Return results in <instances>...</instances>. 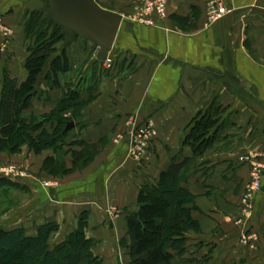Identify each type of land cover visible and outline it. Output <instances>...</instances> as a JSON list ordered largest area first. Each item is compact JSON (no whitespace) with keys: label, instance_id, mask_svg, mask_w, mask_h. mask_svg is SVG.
<instances>
[{"label":"crops","instance_id":"crops-1","mask_svg":"<svg viewBox=\"0 0 264 264\" xmlns=\"http://www.w3.org/2000/svg\"><path fill=\"white\" fill-rule=\"evenodd\" d=\"M97 1L105 10L112 4L114 10L110 11L124 18L109 54V58L114 56L118 70L114 77L101 82L96 105L91 103L84 109L85 115L69 138L97 143L116 131L123 138L109 142L87 168L73 175V182L66 181L58 189L50 191L31 180L21 183L25 196L26 192L36 196L34 219L28 223V214H21L10 217L9 224L0 228L18 226L35 235L38 226L56 222L63 232L70 218L73 224L86 211L85 234L96 242L92 252L107 261L117 252L119 240L126 238L121 233L125 231V217L136 208L143 183L141 173L152 181L176 156L193 158L189 147L181 148L183 132L197 114L213 108L219 115L210 134H218L212 147L193 159L194 167L204 163L208 170L195 167L186 184L202 209L209 211V220L204 218L202 225L218 228L215 236L194 237L201 244L198 259L203 258L196 264L233 263L243 258L250 259V264H264V170L261 189L252 201L253 214L244 219L239 210L249 180V164L244 163V157L257 150L256 162L264 166V0H222L230 12L214 22L208 20L203 0H167V17L155 18L153 26L125 20L133 14L136 0ZM22 3L0 0V20L11 27L10 18H27ZM4 36L0 34V42ZM38 83L37 89L45 91L42 80ZM64 92L49 91L50 100L62 99ZM39 105L45 107L43 100L35 99L25 114L45 113ZM148 121L154 124L156 136L149 142L141 167V162L127 157L126 132L131 125ZM53 200L57 202L52 205ZM108 207L120 211L115 221L107 220ZM106 222L121 232H117V240L114 233L106 236ZM245 235L256 240L249 250L238 243H243ZM219 245L227 247L216 255L209 252V246Z\"/></svg>","mask_w":264,"mask_h":264},{"label":"trees","instance_id":"trees-1","mask_svg":"<svg viewBox=\"0 0 264 264\" xmlns=\"http://www.w3.org/2000/svg\"><path fill=\"white\" fill-rule=\"evenodd\" d=\"M26 20L31 30L39 24L51 30L49 35L37 37L25 61L26 76L23 81L12 78L7 70L2 72L0 152L14 154L23 146L36 154L53 150L57 154L44 159L42 170L55 177L66 172L64 157L71 153L73 171H81L107 146L108 139L102 138L97 143L67 141L72 129L65 132L66 126L69 123L78 126L81 112L90 103V98L80 100L77 91L67 92L50 112L39 116L25 114L41 93L48 102L49 91L59 89L60 77L71 70L68 47H56L63 42V38L59 37L60 29L53 31L51 25L41 21L40 13L27 15ZM45 69L43 84L46 90L43 91L37 87ZM66 112L71 113L68 119L63 117ZM218 115L217 110L206 109L197 114L183 132L181 148L189 147L193 158L176 156L156 181L143 182L139 187L136 210L125 217L126 238L119 243L127 252L128 264L192 263L185 257L188 252L187 235L193 230V222L188 220L183 205L194 195L186 184L192 175L189 172L194 165L193 159L212 147L218 131L212 135L210 131ZM46 123H52V132L43 128ZM3 186L16 190L24 188L21 183L7 177L0 179V188ZM87 219L88 213L81 212L77 228L57 243H53V236L59 230L56 222L38 226L35 235H29L22 227L11 230L0 228V264H102V259L92 252L95 241L86 237Z\"/></svg>","mask_w":264,"mask_h":264},{"label":"rangeland","instance_id":"rangeland-1","mask_svg":"<svg viewBox=\"0 0 264 264\" xmlns=\"http://www.w3.org/2000/svg\"><path fill=\"white\" fill-rule=\"evenodd\" d=\"M95 1H96V3L98 2L97 0H95ZM136 2H137V0L135 1V4H136ZM135 4L133 6V9L135 7ZM110 8H113V10H114V7L112 6V4H111V7H109L108 11H110ZM111 12H113V11H111ZM129 17H131V16H129ZM129 17H126L125 20H130ZM21 18L22 17L10 18L11 27L8 25H5L6 21L0 20V34L2 36L6 35V36H4L2 41L0 42V45L3 44V47H0V77L2 75L3 70H7L9 72L10 76L12 78H15L18 82L23 81L24 76L26 75L25 61L28 58L33 45L37 41V37H40V36L46 35V34L49 35L50 30H51L50 28H47L45 25H40V24H39V26H37L31 30L30 23L26 20V17H25V19H23V18L21 19ZM18 20H20V23H19L20 26L18 25ZM15 24H17V25H15ZM19 27L21 30L20 32L18 31ZM15 39H18L19 41H17L16 44L14 43L11 45V43H13L15 41ZM61 43L62 42H60L56 46L58 49L61 47V45H62ZM58 53H59V50L57 51V53L55 55L57 56ZM67 54L70 58L71 70L65 76L60 77V86H59L60 88L59 89H63V91L65 90V92H64L65 94H67V92H69V91H71V92L77 91V92H79L80 100H82V95H85L86 96L85 100H88L90 98L89 104L93 103V105H96L94 103L97 100V94H98V90H99V87L101 85V82L105 78L114 77L116 70H118L117 62L113 58L114 56L111 55V57L109 58V61L97 62L96 61V55L90 52V45L88 44L85 46L81 40H78L77 42H75L74 44L69 46L68 50H67ZM47 65H48V63H47ZM130 67H131V65H130ZM46 69L43 72V75H41L39 78L40 80H42V84L44 83L43 81L45 79ZM129 70L133 71L131 68ZM116 78H118V77H116ZM91 89H92V91H90ZM44 96H45L44 93H41L40 95L37 96L36 99L37 100H43L45 107L42 106V108H41L40 107L41 105H39V107H40V111H42V109H44L43 111H45V113L50 112V110L61 100V99L60 100L59 99L54 100V101L49 100L48 102H45ZM48 98L49 97H47V99ZM84 109H83V111H84ZM83 111L81 112V118L85 115V114H83ZM42 114H44V113H42ZM37 116H39V115H37ZM70 116H71L70 112H66L63 115V117L66 119L70 118ZM51 124L46 123L43 126V128L48 132H52L51 131ZM74 126H75V124H74ZM122 138H123V135L121 134L120 131H116L114 134L111 133L107 137L108 142H110L109 144H111V143L113 144L116 141L118 142L119 139H122ZM70 139L71 138L67 139V141H69ZM72 139L78 140L76 137H74V138L72 137ZM101 152L99 154H101ZM56 154L53 152V150H46L40 154H36L27 146L21 147L20 150L14 154H8L6 152H0V179H1V177H3V178L7 177V178L12 179L13 181H15L17 183H24L25 181L31 180V181H33L32 183H36L37 185H40L44 189H49L50 191H51V189H58L66 181L67 182H69V181L73 182L74 181L73 175L77 172H81L82 170L81 171H77V170L73 171V169H72L73 166L71 163V161H72L71 153H68L64 157L66 172L59 175L58 177L51 176V175L47 174L46 172H44L42 170L44 159L48 156H51V155L55 156ZM97 156H95L94 158H96ZM127 157L130 160L133 159L131 157V154L129 153V151L127 152ZM144 157H141L140 160H138L137 162L140 163L144 159ZM142 163L143 162L140 163L141 167H142ZM244 163L248 165V163H246V162H244ZM89 164L85 168H87L89 166ZM252 164L256 165L257 162H253ZM204 165L205 164L203 163L199 167H197V165H195V167L200 168L203 166V168H202L203 171H207L208 168H206V166H204ZM195 167H194V165H192L189 173H192L194 171ZM248 169H249V177H248L249 180L244 186L243 194H242L241 201H240L241 207H239L240 215H243L244 219H246L248 216L251 217V215L253 214L252 212H253V207H254L253 202L250 205H245V203H244V198L248 192V188L255 183V181L251 177V172L253 171L251 164L249 165ZM254 169H256V168H254ZM142 175H145V174L141 173V182L149 181V180H146V178H144L145 176H142ZM262 177H263V175L260 176L261 185H262ZM156 180L157 179H154L152 181L154 182ZM44 183H48V185L46 187H44ZM23 191L24 190L20 191V190L12 189L11 187H8V186H3L0 188V227L2 226V224H9L8 221H9L10 217H17L21 214H28V216L25 219V220H27L28 223L30 222V220L34 219L33 207H34V199L36 198V196L34 194L29 195V193H27V192H26V196H25ZM27 195H29V196H27ZM77 198L78 197H76V200H77ZM56 202H57V200H53L50 203H52V205H53ZM135 207H136V205H135ZM202 208H203V206L200 204V202H198L195 199V197L183 205V209L186 211V216L188 217V220L193 222V230H191L187 235V237L189 238L188 242H187L188 252H187L186 257H185L187 260H189V259L191 260V262H192L191 264H196L199 262V260L200 261L203 260V258L198 259L200 256V253L198 252V250H200L201 244L199 242H197L196 239H194V237L195 236L197 237L200 235L202 237V236H206L209 234H211L212 236H215L218 233V228H212L211 229V226L208 224L202 225L204 218H206V220H209V216H210L209 213H207L209 211H205ZM135 210H136V208L135 209L132 208L131 212H129V213H132ZM57 211H58V209H57ZM118 213H120V211H117V209H115L113 207H108L107 211H106L107 220H109V222L113 221V220L115 221ZM73 221H74V219L70 218V221H69L70 224H68V226L65 225L66 230L64 231L62 229L64 233L59 231L60 230L59 229L57 231V233L54 234L53 238L55 237L57 239V241L56 242L53 241V243H57L59 241L64 240L65 237L70 232H72L73 230H75L77 228L78 218H77V220H75V223L71 224ZM109 222L105 223L106 227H104V228L106 230L105 232L107 233V234L106 233L105 234H106V236H108V235H112L114 233L115 240H117L119 238L118 237L119 234H117V232H119V233H121V232L115 228L112 230L108 224ZM71 225H72V227L73 226L74 227L70 229ZM15 228H18V226H16ZM121 235L126 236V231L121 233ZM104 237H105V235H104ZM244 237L245 238H243V240H242L243 243L241 241H239L238 243H239V245L241 244L240 246H246L247 247L246 250H249L248 246H250V248H251V247H253L252 245L254 243H256V242H254V241H256L255 237L253 235H250V237L248 236L249 238L247 237V235H245ZM119 241H121V240H119ZM205 243L206 242H204L202 244H205ZM250 243H252V244H250ZM95 244H96V242H95ZM226 247H227V245H224L222 247H220V245H219V247H213L212 249H210V246H209L208 250H210L209 252L212 253L213 255H216L219 253L218 251L220 249L222 252V250L226 249ZM115 250H117V252H115L113 254L112 258H107L106 259L107 261H105V259H102V262L104 260V264H128L129 260H128V257L126 255L127 252H126L124 246L119 245V243H118L117 248ZM227 250H228V248H227ZM240 250H241V248H240ZM220 264H250V259L243 258L242 260H240L238 262L235 261L233 263H230L229 260H224Z\"/></svg>","mask_w":264,"mask_h":264},{"label":"water","instance_id":"water-1","mask_svg":"<svg viewBox=\"0 0 264 264\" xmlns=\"http://www.w3.org/2000/svg\"><path fill=\"white\" fill-rule=\"evenodd\" d=\"M28 15L41 14V21L59 28L63 38L62 47L67 48L81 40L90 45V52L96 60L104 62L115 46L123 17L101 8L95 0H23ZM74 128L69 123L65 132Z\"/></svg>","mask_w":264,"mask_h":264},{"label":"built area","instance_id":"built-area-1","mask_svg":"<svg viewBox=\"0 0 264 264\" xmlns=\"http://www.w3.org/2000/svg\"><path fill=\"white\" fill-rule=\"evenodd\" d=\"M205 2L207 17L209 21H218L225 16L229 9H227L222 0H203ZM167 17V0H137L133 14L130 17V21L140 23L147 26L154 25V19H165ZM6 36V35H5ZM106 61H109V57ZM154 124L151 121L144 123L143 125H131V130L126 132V137L129 140V153L133 160L138 161L141 157L146 155V150L149 146V142L155 136ZM258 151L254 150L249 152L243 159L244 162L251 164L253 171L251 177L255 183L248 188V192L244 198L245 205H250L254 196L261 189L260 176L263 173L264 167L256 162ZM256 168V169H254ZM48 183H44L46 187ZM248 207V206H247Z\"/></svg>","mask_w":264,"mask_h":264}]
</instances>
